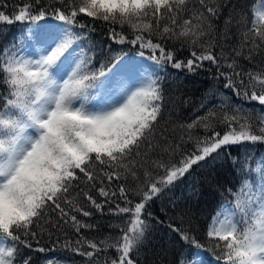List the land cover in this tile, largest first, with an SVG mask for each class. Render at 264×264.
I'll list each match as a JSON object with an SVG mask.
<instances>
[{"label":"snow or ice","instance_id":"1","mask_svg":"<svg viewBox=\"0 0 264 264\" xmlns=\"http://www.w3.org/2000/svg\"><path fill=\"white\" fill-rule=\"evenodd\" d=\"M230 4L231 0H35V5L17 6L11 14L0 10V25L21 22L28 30L19 46L0 48V264H17L18 258L19 264H31L21 248H32V241L38 243L43 235L58 240L55 234L69 224L77 234L93 229L95 225L78 219L93 214L81 206V198L101 215L107 207L110 215L130 218L126 227L110 225L119 229L118 236L97 242L80 235L72 251L86 264H136L132 254L147 245L154 227L150 220L167 223L180 241L200 250L203 246L192 234L191 207H180L183 196L171 193L202 163L239 164L237 175L257 174L255 183L241 180L234 205L213 216L206 237L217 241L221 264H264V153L252 168L247 150L241 158L229 150L264 143V114L254 116V108L230 103L221 94L219 113L209 108L205 116L174 126L172 131L180 129L178 139L170 138L166 126L157 132L164 114L161 73L167 74L166 64L194 74L207 62L217 70L212 79H223V87L237 98L264 107V63L254 65L257 71H245L237 60L264 58V11L249 26L243 12ZM225 7L229 12L221 41L228 38L234 16L243 25L231 58L223 43L214 54V38L201 43L215 30L211 20L219 19ZM80 14L107 22L114 42L150 50L147 59L152 63L114 52L96 67L95 56L102 49L89 42L94 28L74 31L86 28L77 21ZM112 25H127L133 38ZM167 39L182 41L190 58L177 59L166 49ZM205 107L203 102L199 106ZM213 121L226 131H216ZM129 179L135 187L128 186ZM93 190L103 198L100 202L89 194ZM197 192L194 185L189 190L190 195ZM153 201L162 204L165 217L170 209L188 227H175L147 211ZM82 241L90 251H81ZM108 250L117 256L97 257ZM185 255L181 250L175 264H189Z\"/></svg>","mask_w":264,"mask_h":264},{"label":"trees","instance_id":"2","mask_svg":"<svg viewBox=\"0 0 264 264\" xmlns=\"http://www.w3.org/2000/svg\"><path fill=\"white\" fill-rule=\"evenodd\" d=\"M49 0H41V3H47ZM25 3H32L35 5V0H0V4L5 5L3 9L7 13L11 14L13 9L17 6H23ZM231 5H235L239 12H243L249 26L251 23L258 19L256 15L260 11H264V0H231ZM59 6V5H57ZM38 7V6H37ZM191 7V5H190ZM198 8L199 5H196ZM229 8L222 9L219 19H212L211 23L214 25V31L209 37H205L201 43H205L209 39H215L217 47L213 49L214 54H219V45L223 43L225 53L232 56V49L239 46L241 42L240 31L243 29V25H238L236 21L239 16H234L232 24L229 26L228 38L221 41L220 33L224 31V21L228 16ZM79 24H84L85 29L75 28L74 31L79 34L81 31H86L87 28H94L95 31L89 33V42L102 49V52L98 51L95 56V66L99 67L101 61H106L111 53H139L144 52L145 55L150 56L152 53L148 49H142L139 44L133 45L125 42L124 44H118L109 38V25L102 20H96L91 17H87L84 14H80L77 17ZM117 32L123 31L128 36V39L133 38L131 31L127 25L121 28L120 25H112ZM22 34V35H21ZM27 27L21 23L16 22L12 25H0V48H3L5 44H13L19 46L22 40L27 37ZM20 36V39H16ZM155 40L156 38L153 37ZM84 42V43H89ZM110 46V49H109ZM166 49H171L176 53L177 59H188L190 53L187 47H182V41L180 40H166ZM111 50V51H110ZM246 54V53H245ZM159 55V53H157ZM239 65L245 71L258 69L254 67L256 64L264 63V58L260 55L254 57L252 62L246 60L243 56L237 58ZM166 75L163 73V89H164V114L163 119L160 122V127L157 129L159 132L165 126L170 133V138H179L180 129L176 128L172 131L174 126L178 123H191L197 117L205 116L207 110L212 108L216 112L221 110L216 107L222 101V96H227L229 102L233 104H242L245 108H254L256 114H264V107L260 106L258 102L242 101L237 98L230 89H225L223 79H212L216 73V68L207 62L204 69L197 70L194 74L189 73L184 69H174L170 64L165 65ZM211 68V71L206 69ZM224 69H222L223 71ZM3 91V88H0ZM205 103L206 107L200 109L201 103ZM216 124V131H220L223 134L226 128L220 125L217 121H213ZM199 135L203 136V129H197ZM211 133H209L210 135ZM191 144L187 145V148H191ZM233 156L241 158L245 151H248V161L251 163V167H256V161L260 157L261 153H264V143L257 142L255 144L244 143L242 145L232 146L229 149ZM240 167L239 164L233 167L231 164L211 165L210 163H202L201 167L192 170V172L178 181L176 187L171 193L175 197L183 196V201L179 205L184 207L189 205L194 213V223L192 225V234L195 239L203 246L202 249L197 250L191 244H185L180 241L179 237L170 231L168 224L161 226L156 224L155 220H150L154 227L149 234V241L146 246L139 249V253L133 252L132 257L136 260V264H175L177 256L181 250L184 251L185 260L192 262L199 257L197 252H200L211 263H219L217 257L221 255L220 249L214 247L217 243L215 240L209 241L206 237V231L213 216L218 211L224 212L234 205L236 199L237 188L242 179H249L255 183L257 174H247L243 171L240 175H237L236 168ZM193 185L198 189L195 195H190L189 190ZM128 186L135 187V182L129 179ZM115 187V184H113ZM231 189V193L229 192ZM89 194L93 195L100 202L101 197L95 192L91 191ZM132 198L131 196L129 197ZM81 206L86 211H92L91 217H82L78 215V219L83 222L95 225L93 229H81V233L77 234L71 225L65 226L62 232H57L55 235L59 239H50L47 235L41 236L39 242L32 241V248L22 247L21 252L23 256L31 258V264H55L48 262L47 257H58L68 261V264H86V259L81 255L74 253L73 248L76 247L75 241L80 238V235L86 237L89 240L99 241L106 236H118L120 235L119 229L110 227V225L119 224L121 227H126V221L129 217H117L108 214V208L105 207L104 214L96 212L87 204L86 200L81 198L79 200ZM167 202H165L166 205ZM123 206V204H121ZM162 204L159 201L151 202L147 211L152 212L154 216L159 217L161 220H167L175 227H188L187 224H181L180 220L176 218V213L168 210V217H165L160 208ZM68 247H65V245ZM43 248L44 251L40 252L36 249ZM91 249L83 244L81 251H90ZM117 253L114 250H108L106 253L101 252L97 254V257L103 260L104 257L115 258ZM19 264V258L17 260Z\"/></svg>","mask_w":264,"mask_h":264},{"label":"rangeland","instance_id":"3","mask_svg":"<svg viewBox=\"0 0 264 264\" xmlns=\"http://www.w3.org/2000/svg\"><path fill=\"white\" fill-rule=\"evenodd\" d=\"M126 57H133V58H135V59H143L144 60V62H145V65H149V63H148V59H147V57L144 55L143 57H140L139 55H129V56H126ZM228 210V209H227ZM225 213H227V211L225 212ZM222 218H224V217H222ZM201 260H203V261H205L206 262V264H210L208 261H206L205 259H204V257H202V256H200L196 261H201ZM49 261L50 262H54L55 264H62V262L63 261H65V260H63V259H59V258H56V257H49Z\"/></svg>","mask_w":264,"mask_h":264}]
</instances>
